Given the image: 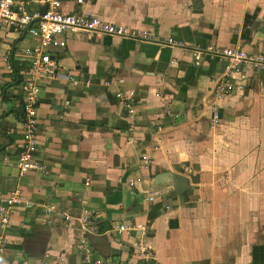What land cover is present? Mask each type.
<instances>
[{"label": "crops", "instance_id": "1", "mask_svg": "<svg viewBox=\"0 0 264 264\" xmlns=\"http://www.w3.org/2000/svg\"><path fill=\"white\" fill-rule=\"evenodd\" d=\"M61 9L152 37L80 30L51 46L60 68L40 82V168L22 173L24 50L38 39L0 27V203L16 190L29 202L10 210L3 264H264V64L232 67L222 53L264 56V0H61ZM220 82L233 89L218 97ZM162 172L188 189L170 195L172 182H155Z\"/></svg>", "mask_w": 264, "mask_h": 264}, {"label": "built area", "instance_id": "2", "mask_svg": "<svg viewBox=\"0 0 264 264\" xmlns=\"http://www.w3.org/2000/svg\"><path fill=\"white\" fill-rule=\"evenodd\" d=\"M82 2V0H78ZM36 2L46 4L45 12L35 5ZM0 27L22 29L38 39V43L25 48V53L30 57L29 76L24 83V111L25 123L23 129V141L18 152L17 165L22 173L31 169L40 168V165L33 160V153L38 146V96L40 92V82L46 77H54L60 68L58 62L53 58L51 46H65L67 44L64 35L70 31H101L114 36L135 37L145 40L152 36L148 32L132 29L128 26L115 24H102L100 18L91 16L84 12L65 13L61 9V0H0ZM100 33H97L99 35ZM167 43L171 47H184L185 42L174 37L167 38ZM207 50H215L214 45H210ZM203 49V50H204ZM201 50L194 51L196 57H200ZM223 56L227 58L232 67L242 62H253L258 65L264 64L263 55H249L242 49L223 48ZM11 69V66L9 65ZM74 84L79 80L72 78ZM233 87L224 82H220L217 87L216 95H226L231 92ZM119 97L126 100L129 107H132L133 101L131 94L121 91L117 93ZM213 116L211 126H217L220 122L218 106L213 105ZM132 112V109L130 108ZM143 162L147 166L150 160L147 155L143 156ZM142 180L138 178L131 182L135 184ZM149 200L154 196L150 195ZM25 202L22 199L21 191L16 190L10 197L0 203V264H3L1 255L6 249V237L4 230L8 227L11 216L10 210L13 205ZM29 204V202H25ZM121 230H126V225L120 226ZM147 252L146 248H143ZM147 254V253H145ZM89 259V256H86ZM93 264H103L101 258L94 260Z\"/></svg>", "mask_w": 264, "mask_h": 264}, {"label": "water", "instance_id": "3", "mask_svg": "<svg viewBox=\"0 0 264 264\" xmlns=\"http://www.w3.org/2000/svg\"><path fill=\"white\" fill-rule=\"evenodd\" d=\"M40 10L41 12H45L46 5ZM168 181L172 182L173 184V189L170 192V195L172 196L185 192L189 187L187 178L177 173L162 172L159 173L155 178V182L157 183H164Z\"/></svg>", "mask_w": 264, "mask_h": 264}]
</instances>
